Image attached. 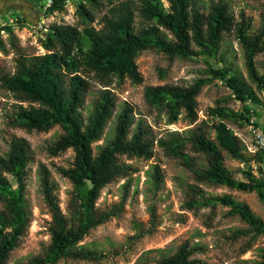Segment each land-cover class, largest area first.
I'll return each mask as SVG.
<instances>
[{"label": "trees", "instance_id": "1", "mask_svg": "<svg viewBox=\"0 0 264 264\" xmlns=\"http://www.w3.org/2000/svg\"><path fill=\"white\" fill-rule=\"evenodd\" d=\"M67 1L52 0L48 13L64 11ZM104 9L97 28L92 24L95 13ZM75 11L82 28L63 22L51 24L39 39L45 50L42 54L23 53L18 38L9 28L7 43L0 38V52L13 51L15 55L13 72L5 71L0 64V88L11 93L14 100L10 122L27 131H47L58 126L62 131L47 146L48 153L57 155L67 149L74 153L71 165L57 167L58 173L73 186V200L79 202L73 224L68 223L59 207L47 167L42 163L38 166L41 192L51 213L50 242L42 255L32 258L31 264H54L61 258L96 260L102 257L97 250L78 244L91 228L110 215H98L95 211L102 188L129 177L135 171L130 163L122 160V156L149 159L154 155L150 127L141 119L135 121L133 107L127 102H123L116 114L111 138L98 147L96 154L92 147L103 134L117 106L113 83L124 79L132 83L142 81L135 61L139 52L157 47L169 57L213 56L218 51L223 33H233L243 49L250 78L264 91V73L258 72L255 61V57L264 51V21L257 31L251 33V18L244 12L235 16L224 1L212 2L204 12L199 0H76ZM163 30L171 37H167ZM212 72L225 81L238 99L249 100L253 107H264V98H258L227 68L216 67ZM92 83L98 85L97 94L91 111L84 117L81 110ZM199 85L196 82L190 87L148 86L145 97L150 103L168 108L170 123L177 120L180 107L186 110L192 123L197 118L195 96ZM209 112L222 118L236 115L223 107L210 108ZM257 123L261 124L260 120ZM214 130L217 145L202 129L192 131L193 148L205 153L209 163L206 169L192 168L193 171L203 180L255 191L264 202L262 176L250 170L245 172L247 181L236 180L225 167L218 146L242 162L260 161L263 152L245 154L244 145L224 122H218ZM177 140L170 139L163 145L182 154ZM182 155L188 164L186 154ZM31 161L28 140L12 134L8 150L0 154V201L8 210L7 214L0 213V264L6 263L9 252L16 247L30 222L24 190ZM152 176L155 184L160 182L162 175L157 165ZM211 201L233 205L253 228L264 232V221L256 217L246 204L237 203L227 195L214 197ZM7 226L11 229L4 232ZM198 250L197 246L185 241L174 253L152 264H207L193 257Z\"/></svg>", "mask_w": 264, "mask_h": 264}, {"label": "rangeland", "instance_id": "2", "mask_svg": "<svg viewBox=\"0 0 264 264\" xmlns=\"http://www.w3.org/2000/svg\"><path fill=\"white\" fill-rule=\"evenodd\" d=\"M219 0H199L202 11L207 12L209 5ZM228 4L231 12L238 16L240 12L251 18L253 33L264 21V0H221ZM19 10L28 11L35 5L40 12L37 21L25 17L18 12L1 8L0 22L7 17L17 19V27L9 28L19 40L22 52L27 55L42 54L45 50L39 39L44 36L49 26L54 23L78 25L76 0L66 2L64 11L48 13L44 10V0H17ZM33 4V5H32ZM17 10V9H16ZM105 12L95 13L92 23L99 27V17ZM2 15V16H1ZM40 25V27H39ZM167 37L171 34L163 30ZM7 34L2 38L7 43ZM196 50L198 47L194 46ZM14 52H0V64L7 72L14 71ZM138 70L142 75L140 83H132L128 79L114 82L112 87L116 94L117 106L108 121L101 137L92 144L93 153L104 145L112 136L117 112L123 102L133 107L135 121L141 119L151 130L154 155L149 159L138 157L122 160L130 163L135 171L126 178L118 179L102 188L96 201L95 211L98 215L110 214L109 217L91 228L78 243L89 249L97 250L102 257L96 260L61 258L54 264H152L163 256L176 251L185 241L199 248L193 257L207 264H260L264 262V232H258L233 205L221 201H211L214 197L230 196L235 202L246 204L253 214L264 221V202L255 191H245L228 187L224 184L200 179L193 171L206 169L208 157L203 152L195 151L190 136L192 131H204L206 136L216 145L214 126L224 122L244 145L245 154L249 153L250 136L246 122L254 117L264 125V107H253L249 100H240L225 81L217 77L212 69L227 68L239 80L248 85L256 96L264 98L263 91L250 78L238 40L233 33H223L215 55L198 54L185 57L174 55L169 57L157 47H148L136 57ZM256 68L264 73V51L255 57ZM199 82L195 99L197 118L190 123L186 110L179 108L178 118L170 123V112L163 105L150 103L145 97L148 86L168 85L190 87ZM98 85L92 83L86 95L82 114L87 117L92 109ZM14 100L11 93L0 88V154L8 150L12 134L28 140L32 150V161L28 164L24 198L30 212L29 225L25 228L15 248H13L5 264H31L34 257L44 253L50 242L48 228L51 222L49 207L41 192L38 166L44 164L54 183V194L59 207L67 219L73 224L76 219L79 202L74 201L71 182L57 171V167H67L73 161L72 149L57 155H50L47 146L61 133L58 126L47 131H27L12 125ZM251 104V106H250ZM223 107L230 110L232 117H219L209 112L210 108ZM251 108L254 110L253 116ZM178 139L180 152L186 154L187 163L182 154L164 146V142ZM161 140V144L160 141ZM220 149L223 163L236 180L247 181L245 172L253 170V161L242 162L233 157L227 150ZM158 166L162 178L155 184L153 173ZM255 174V173H254ZM10 181L12 177L8 175ZM13 187H15L14 182ZM7 214L4 202L0 201V213ZM10 227H4V232Z\"/></svg>", "mask_w": 264, "mask_h": 264}, {"label": "built area", "instance_id": "3", "mask_svg": "<svg viewBox=\"0 0 264 264\" xmlns=\"http://www.w3.org/2000/svg\"><path fill=\"white\" fill-rule=\"evenodd\" d=\"M44 10L46 11L47 8L51 5L52 0H44ZM17 19L14 16L10 18L7 17L5 20L0 22V37L7 34V28H16L17 27ZM40 27V25H39ZM264 94V91H263ZM252 116L253 111L251 110ZM258 120L254 117L250 118L249 121L246 123L248 134L251 138L250 145L247 146V150L251 154H255L256 152L260 151L264 154V125L258 124ZM235 134V133H234ZM236 135V134H235ZM252 172L257 174L259 173L262 178L264 179V155L260 161H253L252 163Z\"/></svg>", "mask_w": 264, "mask_h": 264}, {"label": "crops", "instance_id": "4", "mask_svg": "<svg viewBox=\"0 0 264 264\" xmlns=\"http://www.w3.org/2000/svg\"><path fill=\"white\" fill-rule=\"evenodd\" d=\"M15 1L17 0H1V6H2L1 8L4 10L3 12H6V10H10L11 12H18L25 17L32 18V20L34 21H37V19L40 18V12L38 11L35 5L32 4L33 6H29L30 4L28 3L27 4L28 11L26 12L22 9L19 10V3Z\"/></svg>", "mask_w": 264, "mask_h": 264}]
</instances>
